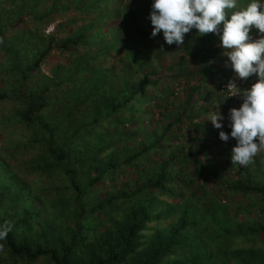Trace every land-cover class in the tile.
<instances>
[{
    "label": "trees",
    "instance_id": "16d2710c",
    "mask_svg": "<svg viewBox=\"0 0 264 264\" xmlns=\"http://www.w3.org/2000/svg\"><path fill=\"white\" fill-rule=\"evenodd\" d=\"M152 3L0 0V226L12 224L0 264H264V151L232 164L234 138L195 135L231 128L202 120L188 122L191 146L179 141L183 112L163 113L175 75L141 72L172 47L150 38ZM213 34L193 28L167 68L198 56L207 77ZM150 109L173 120L158 126Z\"/></svg>",
    "mask_w": 264,
    "mask_h": 264
},
{
    "label": "clouds",
    "instance_id": "9594fccd",
    "mask_svg": "<svg viewBox=\"0 0 264 264\" xmlns=\"http://www.w3.org/2000/svg\"><path fill=\"white\" fill-rule=\"evenodd\" d=\"M233 9H237V0H153L150 38L162 31L167 44L183 46L185 34L193 28L201 36L220 35L224 55L236 77L247 80L254 74L257 76L250 88L239 91L232 90L240 80L236 83L231 79L227 86L232 92L230 96H242L243 103L239 109H230V136L224 131L219 133L222 141L227 142L231 137L237 142L231 151L232 164L247 166L264 151V35L255 40L249 35L253 27L264 34V0H251L239 10L230 11ZM223 119L218 111L210 121L216 129H221ZM10 231L11 222L0 226V241Z\"/></svg>",
    "mask_w": 264,
    "mask_h": 264
},
{
    "label": "rangeland",
    "instance_id": "374dc122",
    "mask_svg": "<svg viewBox=\"0 0 264 264\" xmlns=\"http://www.w3.org/2000/svg\"><path fill=\"white\" fill-rule=\"evenodd\" d=\"M58 21L55 22H51L49 23L47 26L44 27L43 32L44 33H49L51 31H54V23H56ZM26 26H28L30 23L26 22L25 23ZM256 30V32H255ZM258 29H253L250 34V37L254 40L260 38L261 35L260 33H257ZM214 35V34H213ZM217 37H219L220 39V35H217ZM201 42V41H200ZM217 42V41H216ZM220 44V42H217ZM166 45H169L166 43L164 44V47ZM147 47L146 46V50L145 52L148 53L149 55H154V52H152V50H148L147 51ZM183 48L184 46H180L177 45L175 43L172 44V47H170V49H168L167 51H165L161 57H154L152 56V58L150 59V61L146 60V62L144 63V68L141 70V72L143 71H147V70H153L155 71V74H158L159 76L162 74H166L167 76L169 75H175L174 80H170V83L172 84V86H174L176 84V86H174V98H170L169 97V103L166 106V111H164L163 113H170V114H176V113H180L183 112V117L179 122V125H177V123H174L170 129H176L178 130L179 133V141L182 142V144L184 146H191L188 143V139H186L188 136L193 137L192 136V131L193 129L189 127L188 122L194 123L197 121H203V124H205L206 126L212 124V122L210 121L211 116L214 115L216 112L220 111L221 115L224 117L223 121H221L223 127L222 128H229L230 125V119L228 118V113L230 114V109L232 108H236L239 109L242 106L243 103V97L241 101H237V100H221L218 98L217 94H222L224 93L223 91L220 90L219 86H217L216 84V78L218 74H222L224 75V77L226 78L227 81H230L231 79L234 80V82H236L237 80H240L238 77H236V74L234 72V70L231 68L230 66V61H228V57L226 55H224V49L222 48V46H219V49L222 50V52L218 53L216 56H214L213 58L208 59V61L206 62V64H202L207 70H211L213 69L214 71H211V76L209 77V75H206L207 77H204L205 81L202 82L200 78V74L197 73V67L199 66V59L198 56L196 57H189L188 55L185 56V62L183 63V70L180 69V71L177 70V67H173L172 69H168L167 65L171 62H173V60L176 58V56H178L180 53H183ZM194 49H196L194 47ZM223 54V55H222ZM51 57V56H50ZM49 57V58H50ZM48 58V59H49ZM222 60L221 64L217 61V60ZM226 63L229 66H226ZM158 64H161L160 67ZM43 70L45 69L44 66L42 68ZM163 77V76H161ZM253 78H255V74L252 76ZM252 77H249L248 82L249 83H254L255 80H253ZM210 78V79H209ZM203 79V80H204ZM237 83V82H236ZM194 85V87L197 89V91L192 93V90H189L188 88ZM209 85V86H208ZM208 86V88H207ZM221 86V85H220ZM250 87H246V89H248ZM200 90V92H198ZM232 91H239V87L237 86L235 89H233ZM199 93L202 94H206V97H197ZM232 94V92H231ZM186 95L188 96L186 97ZM200 95V94H199ZM220 100V102H219ZM159 101V100H158ZM5 105H9V103H5ZM201 106V107H200ZM200 107V108H199ZM151 114V118L152 120L150 122H156L158 124V126H164V124H166V122L173 120V118H170L169 116L167 117H159L157 114L156 109H150ZM188 115H192L191 118H189L190 116ZM188 116V117H187ZM192 120L194 122H192ZM133 123V122H132ZM177 126L179 128H177ZM165 127V126H164ZM218 131V130H217ZM220 132L216 133V136L211 138L212 135L203 130L200 129L199 132H197L195 135L197 137H199L197 139L198 142L203 141L205 144L208 145V140L209 139H220L219 136ZM185 134L187 135L186 137ZM218 135V136H217ZM167 136V135H165ZM201 139V140H200ZM170 142L176 141L173 140V138H171L169 140ZM178 141V140H177ZM233 142L231 141V144ZM186 144V145H185ZM231 147H234L231 146ZM232 151V150H231ZM215 150L214 147H211V152L208 153V155H212L214 154ZM230 172V175L232 173V169L228 170ZM262 179L264 181V170L262 171ZM264 183V182H262ZM223 194L221 196H219V199L222 200ZM241 197H238V200H241ZM224 201V199L222 200ZM236 202V201H233ZM217 210V208H216ZM220 213H223V211H220ZM210 214H213V209L212 208H208V210L206 211V215L203 216L204 218L209 216ZM215 215V214H213ZM218 216V213H217ZM240 216H238L237 218H239Z\"/></svg>",
    "mask_w": 264,
    "mask_h": 264
},
{
    "label": "crops",
    "instance_id": "0c3cea01",
    "mask_svg": "<svg viewBox=\"0 0 264 264\" xmlns=\"http://www.w3.org/2000/svg\"><path fill=\"white\" fill-rule=\"evenodd\" d=\"M206 35H207V34H205V35H203V36H206ZM220 45H221V44H218L217 42L213 41L211 47H212V48H218V49H219V46H220ZM211 47H210V48H211ZM199 48H200V47H199ZM199 48H197V49H199ZM195 50H196V49H195ZM219 52L221 53L222 51L219 50ZM219 52H218V53H219ZM222 55H223V54H222ZM199 56H200V53H199ZM189 57H190V56H189ZM196 69H197V68H196ZM209 71H210V70H209ZM207 72H208V71H207ZM207 74H208L209 77H210L212 73L209 72V73H207ZM219 75L221 76V74H219ZM222 77H224V76L222 75ZM209 79H210V78H209ZM208 86H209V85H208ZM207 88H208V87H207ZM175 92H176V91H175ZM174 94H175V93H174ZM192 122H194V121L192 120ZM189 123H191V122H189Z\"/></svg>",
    "mask_w": 264,
    "mask_h": 264
},
{
    "label": "built area",
    "instance_id": "2783aa9c",
    "mask_svg": "<svg viewBox=\"0 0 264 264\" xmlns=\"http://www.w3.org/2000/svg\"><path fill=\"white\" fill-rule=\"evenodd\" d=\"M229 83L227 84H221L220 86V90L225 92L226 95L230 96L231 95V91H229V89H227V86H228Z\"/></svg>",
    "mask_w": 264,
    "mask_h": 264
}]
</instances>
